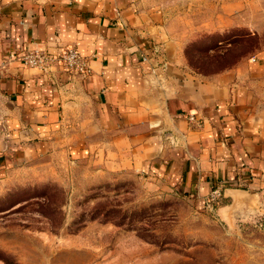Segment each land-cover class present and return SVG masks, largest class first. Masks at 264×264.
Wrapping results in <instances>:
<instances>
[{"label": "crops", "instance_id": "0c3cea01", "mask_svg": "<svg viewBox=\"0 0 264 264\" xmlns=\"http://www.w3.org/2000/svg\"><path fill=\"white\" fill-rule=\"evenodd\" d=\"M67 47L88 76L18 59ZM63 150L187 196L220 188L228 213L264 185V51L204 77L140 0H0V168Z\"/></svg>", "mask_w": 264, "mask_h": 264}, {"label": "rangeland", "instance_id": "374dc122", "mask_svg": "<svg viewBox=\"0 0 264 264\" xmlns=\"http://www.w3.org/2000/svg\"><path fill=\"white\" fill-rule=\"evenodd\" d=\"M189 70L208 77L264 51V0H140ZM76 154V153H75ZM223 197L67 150L0 168V264H264V198Z\"/></svg>", "mask_w": 264, "mask_h": 264}, {"label": "built area", "instance_id": "2783aa9c", "mask_svg": "<svg viewBox=\"0 0 264 264\" xmlns=\"http://www.w3.org/2000/svg\"><path fill=\"white\" fill-rule=\"evenodd\" d=\"M18 59L25 67L37 69L43 73H53L59 69L74 75L88 76L89 74L86 59L74 47L62 48L57 53L37 49L27 50L19 55ZM190 121L196 122L194 118H190ZM258 192L264 198V185ZM222 196L220 188H215L212 191L213 199Z\"/></svg>", "mask_w": 264, "mask_h": 264}, {"label": "water", "instance_id": "95a60500", "mask_svg": "<svg viewBox=\"0 0 264 264\" xmlns=\"http://www.w3.org/2000/svg\"><path fill=\"white\" fill-rule=\"evenodd\" d=\"M256 194H259V192L258 191H254Z\"/></svg>", "mask_w": 264, "mask_h": 264}]
</instances>
